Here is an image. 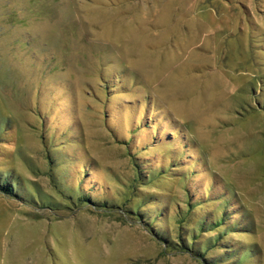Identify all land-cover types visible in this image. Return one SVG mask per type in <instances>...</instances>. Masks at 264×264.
Listing matches in <instances>:
<instances>
[{
	"label": "rangeland",
	"instance_id": "374dc122",
	"mask_svg": "<svg viewBox=\"0 0 264 264\" xmlns=\"http://www.w3.org/2000/svg\"><path fill=\"white\" fill-rule=\"evenodd\" d=\"M0 172V264H264V0H0Z\"/></svg>",
	"mask_w": 264,
	"mask_h": 264
},
{
	"label": "trees",
	"instance_id": "16d2710c",
	"mask_svg": "<svg viewBox=\"0 0 264 264\" xmlns=\"http://www.w3.org/2000/svg\"><path fill=\"white\" fill-rule=\"evenodd\" d=\"M137 171L139 172V176H141V174L143 173L144 180L146 179L147 181H152V180L158 178L159 176L165 175V173H167L169 171V169L167 171L161 169L157 173H155V172L145 173L143 171V169H140V168ZM22 189L23 188L21 186L20 180L17 177L13 176L9 172H6V173L0 172V192L1 193L7 194L10 196H20L23 199V197L24 198H26V197H25L24 191ZM196 204H194V205H196ZM199 204H201V203H199ZM224 211H227V210L224 209ZM161 214H163V213H160V215ZM226 218H227V215L224 214L223 216L219 217L216 220H212L211 218L202 219L199 226H198V233H199V231L203 232L205 230H212L213 228L219 229L218 231H220L221 233H225V231H229L228 230L229 228H227L223 225V222H225ZM219 227H225V228H223V230H220ZM156 235H157V238H159L165 244H168L167 246L169 248H172L176 245V244H174V242L171 239L169 240V238H168L169 235L167 232H161V231L156 232ZM195 236H196V234L191 233L188 238L191 240H194L195 238H197ZM211 240H212L213 245H217L220 241V236L219 235L217 237L212 236ZM182 247L183 248H187V247L193 248V245L187 246V244H186V246H182ZM205 250L206 249H204L203 247L199 248L198 251H200V252H198V253L203 254V252H205ZM233 251L234 250H232V247H229L228 250H225L226 254L224 256L217 258V259L215 258V261L213 260V263H210V264H226V262L229 259H232L231 254L233 253Z\"/></svg>",
	"mask_w": 264,
	"mask_h": 264
}]
</instances>
